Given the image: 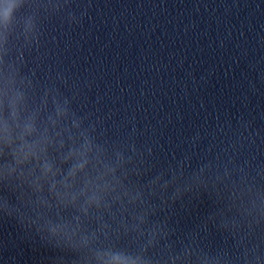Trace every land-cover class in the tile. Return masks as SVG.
Listing matches in <instances>:
<instances>
[{"label": "water", "instance_id": "obj_1", "mask_svg": "<svg viewBox=\"0 0 264 264\" xmlns=\"http://www.w3.org/2000/svg\"><path fill=\"white\" fill-rule=\"evenodd\" d=\"M17 4L0 99L22 94L43 132L67 98L125 162L93 202L94 159L62 201L39 167L0 175V264H264V0Z\"/></svg>", "mask_w": 264, "mask_h": 264}, {"label": "clouds", "instance_id": "obj_2", "mask_svg": "<svg viewBox=\"0 0 264 264\" xmlns=\"http://www.w3.org/2000/svg\"><path fill=\"white\" fill-rule=\"evenodd\" d=\"M17 7V0H0V19L8 22ZM23 100V95L19 93L10 96L7 88L3 92V99H0V175L7 179L20 166L31 167V175L39 167L41 179L50 184V194L62 201L72 187L69 181H74L77 174L84 172L94 159L96 163L93 167L97 175L95 178L88 176L84 185L85 191L92 192L90 202L98 201L97 193L106 194L112 189L109 177L115 181L117 168L125 161L123 155L117 152L115 163H105L107 146L99 139L100 133L95 123L87 116L70 110L67 98L60 103L54 96L51 107L56 118L48 115L46 119L51 127L46 126L43 132H39L36 113L29 111L23 105ZM44 103L47 105V99ZM53 137L58 138V148ZM50 147L58 151L66 149V153L60 155L61 164H69L66 175L50 162ZM58 185L66 191H58ZM36 190L43 192V183L37 181ZM0 207L6 209L7 200L0 203ZM115 264H129V261L117 259Z\"/></svg>", "mask_w": 264, "mask_h": 264}]
</instances>
